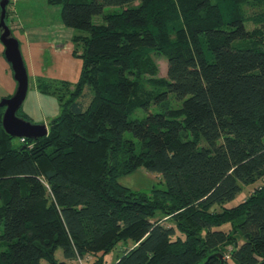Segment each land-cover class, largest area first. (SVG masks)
<instances>
[{
	"label": "trees",
	"instance_id": "trees-1",
	"mask_svg": "<svg viewBox=\"0 0 264 264\" xmlns=\"http://www.w3.org/2000/svg\"><path fill=\"white\" fill-rule=\"evenodd\" d=\"M48 3L82 66L53 91L37 79L60 100L47 135L15 142L0 107V264H77L121 241L113 264H264V0ZM141 165L164 187L118 182Z\"/></svg>",
	"mask_w": 264,
	"mask_h": 264
},
{
	"label": "crops",
	"instance_id": "crops-1",
	"mask_svg": "<svg viewBox=\"0 0 264 264\" xmlns=\"http://www.w3.org/2000/svg\"><path fill=\"white\" fill-rule=\"evenodd\" d=\"M31 1L44 2V12L47 15H15L14 11L19 3L26 6ZM46 5H51L48 0H9L6 15L8 20H5L19 42L28 79L34 81L36 77H52L75 82L80 74L82 60L72 54L71 37L74 31L63 24L60 15L48 16L50 8ZM23 6H20L21 10L24 9ZM16 86L11 65L4 56V46L0 41V99L12 95Z\"/></svg>",
	"mask_w": 264,
	"mask_h": 264
},
{
	"label": "rangeland",
	"instance_id": "rangeland-1",
	"mask_svg": "<svg viewBox=\"0 0 264 264\" xmlns=\"http://www.w3.org/2000/svg\"><path fill=\"white\" fill-rule=\"evenodd\" d=\"M9 6L10 5H8V9H9ZM20 6H23V5L21 3L18 4L17 6L18 8H16V10L14 11L15 15H26L28 13H29L28 15H32L34 17H41V16L47 15V13L44 12V9H45L44 2L31 1L26 6H23L24 7L23 10L20 9ZM46 6H49L50 8V11H49L50 14L48 16H55V15L59 16L60 15V6H54V5H46ZM257 8L258 6L252 7L253 10ZM113 9L118 10L119 8L106 6L104 7L103 13L110 12ZM92 22L101 23L102 15L99 14V15L93 16ZM151 55L159 68L158 76L164 77L166 75L165 58L162 55L155 53V52H153ZM74 57H77V56H74ZM45 75L46 74H42V76H45ZM38 78L39 77H36L34 81L33 79H28V89L26 92L25 99L23 100L21 106L19 107L18 114L21 115L20 117L24 116L22 118L29 120L32 123H40V124L44 123L46 124L48 128L49 120L57 116L60 113V100L54 94L45 93V92L40 91L37 87ZM50 79H52V77L39 80L38 81L40 82L39 85L45 88V85L48 83ZM54 86L49 85L48 89L53 91ZM59 92L60 94L63 93V91L61 90H59ZM61 95L63 96V94ZM63 99H65L64 96H63ZM177 102L178 101H176L173 97L169 98L170 106H176ZM161 109H162L161 106L154 104V103H152L149 106V110L151 112L160 111ZM144 115H145V111L143 109H138L135 111V113H132L131 115H129V119L142 118ZM124 136L127 138H133L131 133L129 132H125ZM16 139L17 137L13 138L15 142H16ZM117 179L121 185L128 187L132 191L146 192L154 186L158 188L164 187L162 177L156 172L147 171L142 165L138 166L136 169H134L130 173L120 175ZM260 183H261V180H257L251 184H243L241 189L234 195V197L230 200L225 201L223 203V206L230 207L244 200L254 190V188ZM223 228H225V224ZM128 243L129 244H123V242L121 241L116 245L114 249L110 251L97 252L95 254L84 255V257L80 259L81 262H77V264H113L115 260L118 257H120V255H122L123 246L129 247L132 245L131 242H128ZM55 257L59 261L64 259L63 252L60 247L56 248Z\"/></svg>",
	"mask_w": 264,
	"mask_h": 264
},
{
	"label": "water",
	"instance_id": "water-1",
	"mask_svg": "<svg viewBox=\"0 0 264 264\" xmlns=\"http://www.w3.org/2000/svg\"><path fill=\"white\" fill-rule=\"evenodd\" d=\"M8 3L9 0H0V41L4 46V56L11 65L17 86L12 95L0 99V107L4 108L1 122L3 129L10 136L35 139L47 135L48 128L44 123H32L16 114L26 96L28 74L19 42L12 35L5 20Z\"/></svg>",
	"mask_w": 264,
	"mask_h": 264
},
{
	"label": "built area",
	"instance_id": "built-area-1",
	"mask_svg": "<svg viewBox=\"0 0 264 264\" xmlns=\"http://www.w3.org/2000/svg\"><path fill=\"white\" fill-rule=\"evenodd\" d=\"M21 140H24V137H21Z\"/></svg>",
	"mask_w": 264,
	"mask_h": 264
}]
</instances>
